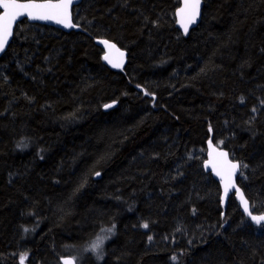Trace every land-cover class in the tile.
I'll return each mask as SVG.
<instances>
[{
    "label": "trees",
    "instance_id": "obj_1",
    "mask_svg": "<svg viewBox=\"0 0 264 264\" xmlns=\"http://www.w3.org/2000/svg\"><path fill=\"white\" fill-rule=\"evenodd\" d=\"M178 5L82 0L79 30L15 26L0 56V264H264V224L232 195L222 205L202 167L210 139L264 212V0H203L186 37ZM98 37L126 50L122 69ZM97 235L102 255L84 253Z\"/></svg>",
    "mask_w": 264,
    "mask_h": 264
},
{
    "label": "water",
    "instance_id": "obj_2",
    "mask_svg": "<svg viewBox=\"0 0 264 264\" xmlns=\"http://www.w3.org/2000/svg\"><path fill=\"white\" fill-rule=\"evenodd\" d=\"M82 0H71V3L68 6V19L65 21V23H57L56 19L51 20H40V19H30L27 16H21L19 17L13 24L12 27V34L8 37L7 43L5 44L2 51H0V56L5 52L7 49L9 43L12 40L13 33L15 26L22 20H26L29 23H37V24H43L48 25L54 28H57L59 30L68 32L70 30H79V26L76 25L73 22V9L81 2ZM179 6L176 8L174 12L175 17V27L180 31V33L186 37L191 29L196 27L202 17V9H203V0H200L199 9L196 12L194 20H191L192 16V9L191 8H185V4L192 3V0H179ZM19 3H27V2H36V3H44L47 2V0H17ZM52 3H57L59 0H51ZM185 9V11L182 13L180 10ZM3 14V9L0 8V15ZM185 25L187 26V31H185ZM102 41H107L108 44L102 43ZM94 42L101 48L102 50V61L104 65L110 69L113 70H120L122 69L127 61V52L126 50L120 48L118 45H116L114 42L103 38L98 37L94 39ZM110 45H115V47H110ZM122 54V55H121ZM105 56L108 57V60L105 59ZM111 61V62H109ZM118 66H113V65ZM106 105H110V107H105ZM117 105L116 101L107 102L103 105V110L108 111L112 108H114ZM206 151L204 155V160L202 162L203 170L207 173H209L218 183L220 187V200L222 205H226L228 198L230 195L234 197L237 204L239 205V209L242 212V214L247 217L251 223L258 226L254 221H252L251 216L249 215V212L252 215L261 216L264 215V212H252L250 208V203L247 200L246 196L243 193V190L237 183V177L240 174V163L239 161L233 159L230 157L228 151L224 149L223 147L218 146L217 144L213 143L210 139L206 141L205 144ZM221 153H226V156L221 155ZM232 164H238L239 167L233 171L231 169ZM234 185L229 186L227 194L225 193V186L226 184ZM239 189V191H237ZM241 197H243L244 200L248 202V212H245L244 210V204L242 203ZM261 224H264V221L261 222ZM259 224V225H261ZM65 260L72 261V264H75L74 259L71 256H61L60 262L61 264H64Z\"/></svg>",
    "mask_w": 264,
    "mask_h": 264
},
{
    "label": "snow or ice",
    "instance_id": "obj_3",
    "mask_svg": "<svg viewBox=\"0 0 264 264\" xmlns=\"http://www.w3.org/2000/svg\"><path fill=\"white\" fill-rule=\"evenodd\" d=\"M71 3V0H59L57 3H52L51 0H47L44 3H36V2H27V3H19L17 0H0V8L3 9V14L0 15V51L3 50L5 44L7 43L8 37L12 34V27L14 22L21 16H27L30 19H40V20H51L56 19L57 23H65L68 19V6ZM200 0H192V3L185 4V8L192 9V16L190 19L194 20L197 10L199 9ZM182 13L185 9L180 10ZM185 31H187V26L185 25ZM102 43L108 44L107 41H102ZM110 47H115V45H110ZM122 55V54H121ZM105 59L108 60V57L105 56ZM111 62V61H109ZM118 66V65H113ZM105 107H110V105H106ZM221 155L226 156V153H221ZM239 167L238 164H232L231 169L235 171ZM245 167H247L245 165ZM99 175V173H97ZM234 186L226 184L225 193L227 194L228 187ZM239 191V189H237ZM242 203L244 204L245 212H248V202L241 197ZM252 221H254L257 225L261 224L264 221V215L256 216L252 215L249 212ZM143 227L147 228V224L143 225ZM115 228V225L109 229H101L102 233H112ZM107 237L104 235H97L96 239L92 241L87 250L92 251L94 253H99L104 239ZM151 239V237H149ZM64 264H72V261L65 260Z\"/></svg>",
    "mask_w": 264,
    "mask_h": 264
},
{
    "label": "rangeland",
    "instance_id": "obj_4",
    "mask_svg": "<svg viewBox=\"0 0 264 264\" xmlns=\"http://www.w3.org/2000/svg\"><path fill=\"white\" fill-rule=\"evenodd\" d=\"M94 240H95V239H94ZM105 240H106V239H104V242H105ZM104 242H103V243H104ZM89 245H90V244H89ZM89 245L86 246L85 249L83 250L84 253H85V252H91L95 257H97V255H98V256H101V255H102V248H101V250H100L99 253H94V252H92V251L87 250V249L89 248ZM102 247H103V245H102ZM72 258L76 261V259H75L74 257H72Z\"/></svg>",
    "mask_w": 264,
    "mask_h": 264
},
{
    "label": "bare ground",
    "instance_id": "obj_5",
    "mask_svg": "<svg viewBox=\"0 0 264 264\" xmlns=\"http://www.w3.org/2000/svg\"><path fill=\"white\" fill-rule=\"evenodd\" d=\"M179 3H180V1H179ZM179 6V5H178ZM175 18V17H174ZM205 151H206V147H205ZM221 201V200H220ZM241 212V211H240ZM242 213V212H241ZM243 215V214H242ZM244 216V215H243ZM245 217V216H244ZM248 221H249V223L252 225V226H254V227H259L260 225H258V226H256V225H254L253 223H251V221L247 218V217H245ZM262 225V224H261Z\"/></svg>",
    "mask_w": 264,
    "mask_h": 264
}]
</instances>
